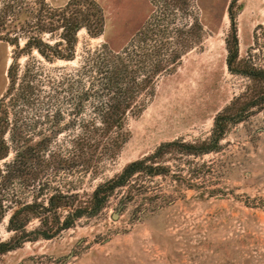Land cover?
Instances as JSON below:
<instances>
[{"label":"rangeland","instance_id":"374dc122","mask_svg":"<svg viewBox=\"0 0 264 264\" xmlns=\"http://www.w3.org/2000/svg\"><path fill=\"white\" fill-rule=\"evenodd\" d=\"M64 1L47 0L52 5ZM98 2L105 12L104 35L88 38L80 31L77 56L86 44L124 46L150 12L147 0ZM194 4L203 26L200 43L175 71L159 78L142 113L128 118L129 138L117 157L102 162L95 175L49 170L40 184L48 180L72 190L77 193L74 205L86 207L98 183L163 142L208 136L215 114L230 105L231 117L238 121H232L218 150L197 157L166 155L154 164L166 168L165 173L134 175L96 215L84 214L50 239L32 240L41 221L31 216L28 237L2 254L0 264H264V81L232 73L226 64L227 40L234 32L236 62L264 70V0ZM12 51L0 42V97ZM25 61L19 59L21 65ZM254 96H260L257 105L241 110ZM36 186L26 190L27 201L33 200ZM58 212L60 218L67 213ZM7 221L8 215L0 222V242L15 243Z\"/></svg>","mask_w":264,"mask_h":264},{"label":"trees","instance_id":"16d2710c","mask_svg":"<svg viewBox=\"0 0 264 264\" xmlns=\"http://www.w3.org/2000/svg\"><path fill=\"white\" fill-rule=\"evenodd\" d=\"M147 1L146 20L124 46L86 44L77 56L80 31L88 38L104 35L105 12L98 0H66L59 5L0 0V42L13 47L0 97V222L8 215L7 229L17 239L0 242V256L28 237L25 229L31 216L41 221L32 240L50 239L84 214L96 215L134 175L165 173L166 168L154 164L166 155L197 157L218 150L232 121H238L231 117L232 106H226L213 117L208 136L161 143L98 183L86 207L74 205L77 193L72 190L64 191L48 180L40 184L49 170L95 175L102 162L114 160L129 138L128 118L142 113L159 78L175 71L182 57L200 43L203 26L195 0ZM226 50L232 73L264 81V70L241 68L236 62L234 32ZM22 56L26 61L21 65ZM59 62L63 64L47 66ZM254 98L241 110L257 105L260 96ZM35 185V196L27 201L26 190ZM58 211L67 213L60 218ZM49 220L53 225L47 226Z\"/></svg>","mask_w":264,"mask_h":264}]
</instances>
